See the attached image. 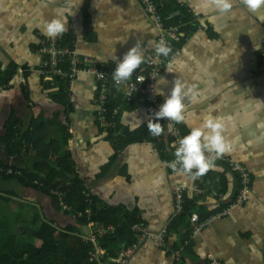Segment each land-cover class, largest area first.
<instances>
[{"label":"crops","instance_id":"crops-1","mask_svg":"<svg viewBox=\"0 0 264 264\" xmlns=\"http://www.w3.org/2000/svg\"><path fill=\"white\" fill-rule=\"evenodd\" d=\"M177 3L189 19L180 17V40L170 45H176L170 54L175 50L178 54L167 57L160 77L168 83L160 85L165 95L158 97L163 103L176 76L165 69L180 60L187 67L178 73L179 78L197 94L195 102L191 96L184 101L185 122L180 126L188 134L209 116L226 123L224 136L233 150L209 169L227 173L223 201L215 200L206 188L205 194L199 193L202 184L197 177L170 169L152 139L130 142L154 120V107L135 97L130 102L123 100L115 118L102 120L95 78L80 73L70 84L72 109L66 116L52 87L34 72L41 62L40 41L48 37L42 24L58 13L67 24L56 37H70L79 57L114 70L119 59L136 45L145 62L157 32L139 0H0V73L12 65L25 73L24 84L15 80V74L9 84L0 85V140L12 113L26 126L31 109L36 108L37 115L54 121L50 139L58 138L60 122H68L73 136L63 151L72 153L75 170L91 198L98 206L134 213L139 221L137 248L128 264H209L208 257L223 264H264V111L254 110L255 100L264 101V7L252 12L241 0H232V10L221 15L207 0ZM144 62L133 73L144 71ZM164 136L170 137V131ZM124 141L130 143L120 147ZM0 162L22 170L32 166L35 158L26 151L9 156L0 143ZM229 162L248 169L251 192L246 203L233 207L226 216L214 217L236 197L232 196L235 175L228 170ZM177 185L184 187L189 199H195L201 214L211 212L200 231H194L196 223L189 219L183 243L179 234L169 231L175 218L173 188ZM0 208L7 210L17 228L35 226L39 217L61 231L76 225L74 218L57 212L47 196L17 182L0 181ZM98 230L89 223L76 233L84 241ZM251 245L259 257L251 253Z\"/></svg>","mask_w":264,"mask_h":264},{"label":"trees","instance_id":"trees-1","mask_svg":"<svg viewBox=\"0 0 264 264\" xmlns=\"http://www.w3.org/2000/svg\"><path fill=\"white\" fill-rule=\"evenodd\" d=\"M154 1L160 5L159 12L165 26L177 27L181 23V16H186L185 20L189 19L185 9L177 3V0ZM176 14L177 17H175ZM61 45L71 47V38H63ZM171 48H176V45H172ZM15 74H17V67L14 65L0 73V85L9 84ZM52 90L53 97L61 101L67 116L72 109L69 81L57 80ZM115 94L110 96L106 103L105 120L115 118L113 111L118 109L120 104L125 103L121 92H115ZM140 99L145 102L144 99ZM31 113L26 126L23 122L21 124L19 118L12 113L4 125V134L0 143L9 156H16L26 151L35 158V162L22 170L4 166L0 162V181L17 182L25 188L47 196L54 209L64 216L74 218L76 225L61 231L53 222L39 217L35 226L32 224L17 228L8 216L7 210L0 208V264H89L88 252L92 249V244L82 241L80 235L76 233L78 228L87 226L89 223H93L99 230L112 227V232L98 236V243L108 257H118L122 248L129 247L137 241L138 231L134 229V226L138 225L139 221L136 215L122 214L115 206H98L96 199L91 198L75 170L72 153L68 150L63 151L64 146L73 136L69 123L60 122L56 130L58 138L50 139L54 121L47 119L45 115H37L36 108H32ZM153 122L157 121L153 120ZM158 122L162 127L159 138L152 136L148 128H145L142 134L133 137L130 142L152 139L157 143L161 155L172 162L175 160V144L171 137L164 136V133H169L170 126L164 119ZM180 129L182 136L187 135L183 127L180 126ZM130 142L124 141L119 146L123 147ZM215 165L217 163H214ZM9 169L13 171L12 174H7ZM197 178L202 184L198 187L199 193L205 192L203 189L206 188L210 194H213V191L223 194L224 199V194L228 190L227 173L208 170ZM234 180L233 198L239 190L238 178L235 176ZM192 215H197L200 222H205L211 212L201 214L195 199H189L184 194L182 213L176 216L169 226L170 232L173 231L181 236L182 243L183 240H187L189 219Z\"/></svg>","mask_w":264,"mask_h":264},{"label":"built area","instance_id":"built-area-1","mask_svg":"<svg viewBox=\"0 0 264 264\" xmlns=\"http://www.w3.org/2000/svg\"><path fill=\"white\" fill-rule=\"evenodd\" d=\"M145 14L151 19L157 32L156 44L163 42L165 46L171 45L172 42L180 40L179 30L177 27H167L164 24L163 18L159 12L160 5L154 0H139ZM62 37H45L40 41L39 54L41 62L34 70V72L48 84L50 87H55L57 80H68L71 84L75 77L80 73H87L93 75L97 83V100L99 102L98 115L102 120H105L106 103L113 93L121 91L123 100L130 102L135 97L144 99L146 103L154 107L157 111L162 102L159 100L158 95H154L152 86L155 84L154 80H158L161 72L163 71L168 59L173 58L178 51L175 50L174 54H170L168 59L155 52V46L152 51L146 56L144 62V71L133 73L129 81L117 84L112 79L113 69L106 68L105 65L97 62L88 57H79L73 45L62 46ZM19 71V73H18ZM143 77L144 80L137 83V78ZM19 84L25 83V73L22 69L17 70L16 79ZM118 114V109L113 111V116ZM166 120V119H165ZM106 121V120H105ZM170 126V137L173 139L174 144L182 138V131L177 123L166 120ZM160 135H158L159 137ZM214 155V154H212ZM223 160V157L216 159L215 162ZM169 168L171 162L167 163ZM229 171L238 178L239 190L234 200L224 209L218 211L214 217H223L233 208L243 205L247 202L251 187L250 175L248 169L238 163L229 162ZM11 169L7 170V174H12ZM19 174V173H17ZM199 179V178H198ZM211 189L213 187L211 186ZM207 190L209 188L207 187ZM206 192V191H205ZM203 192V194L205 193ZM213 195L217 200L223 199V194L218 191H213ZM174 208L175 215H179L183 210L184 201V187L177 185L173 188ZM64 209H68L64 207ZM68 211V210H67ZM191 222L196 223L194 231H200L205 222H200L197 215H192ZM134 229L139 230V225H135ZM112 227L107 229L98 230L90 236L84 238L85 242L92 244V249L88 252L89 264H128L129 259L137 248L134 243L129 247L122 248L118 257H108L105 250L98 243V236L104 235L107 232H112ZM209 264H222L220 261L213 257H208Z\"/></svg>","mask_w":264,"mask_h":264},{"label":"clouds","instance_id":"clouds-1","mask_svg":"<svg viewBox=\"0 0 264 264\" xmlns=\"http://www.w3.org/2000/svg\"><path fill=\"white\" fill-rule=\"evenodd\" d=\"M207 3L221 15L229 13L233 7L232 0H207ZM241 3L252 12L264 7V0H241ZM66 24L67 21L63 19L62 13H58L50 21H44L42 27L48 37L55 38L63 34L66 30ZM171 51L172 49L169 46H165L163 42L155 45V52L158 55L168 57ZM143 62V52L139 46L135 45L119 59L112 72V79L117 84L129 81L133 72L138 70ZM186 67L187 65L184 62L177 60L174 63H169L165 69L167 73H174L176 76L172 81L170 92L163 103L159 105L158 111L154 113V120L157 122L149 120L147 123L149 132L154 135H159L162 132L161 124L158 122L161 119L173 121L177 124L185 122L184 101L189 96H191L193 102L197 98L194 88L186 86L179 78L178 73ZM143 80V77H138L137 83ZM154 81L155 84L152 86L153 94L164 96L165 93L160 88V85H167L168 81L160 76L158 80ZM255 101L254 110L256 112L264 111V101L258 99ZM225 131L226 123L212 116L207 117L199 127H192L190 132L180 138L174 145L175 160L170 164L172 170L178 174L189 175L193 179L206 173L214 166L216 159L221 158L226 153H231L233 150L232 143L224 136ZM250 249L253 255L259 257L260 253L254 245H251Z\"/></svg>","mask_w":264,"mask_h":264},{"label":"rangeland","instance_id":"rangeland-1","mask_svg":"<svg viewBox=\"0 0 264 264\" xmlns=\"http://www.w3.org/2000/svg\"><path fill=\"white\" fill-rule=\"evenodd\" d=\"M32 210H33V208H32ZM181 213H182V212H181ZM181 213H180L179 215H181ZM179 215H175V217H176V216H179Z\"/></svg>","mask_w":264,"mask_h":264}]
</instances>
